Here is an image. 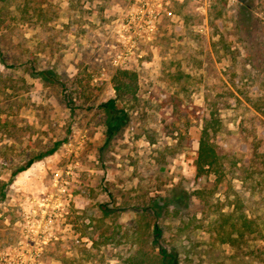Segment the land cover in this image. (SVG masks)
Segmentation results:
<instances>
[{
	"label": "rangeland",
	"instance_id": "rangeland-1",
	"mask_svg": "<svg viewBox=\"0 0 264 264\" xmlns=\"http://www.w3.org/2000/svg\"><path fill=\"white\" fill-rule=\"evenodd\" d=\"M0 47V264H264V179L196 167L214 109L229 163L264 150V0H0Z\"/></svg>",
	"mask_w": 264,
	"mask_h": 264
},
{
	"label": "trees",
	"instance_id": "trees-1",
	"mask_svg": "<svg viewBox=\"0 0 264 264\" xmlns=\"http://www.w3.org/2000/svg\"><path fill=\"white\" fill-rule=\"evenodd\" d=\"M0 62L6 64V59L2 48L0 47ZM49 75V74H48ZM135 73H129L127 70H120L114 77V88L116 90V96L101 104V107L105 110L107 115V131L109 136L115 135L128 121V114L122 108L118 107V99L125 97L127 94H134L137 90V84L134 80ZM220 126V119L215 113V109L211 110L210 114L204 118V125L199 141L198 156L196 158V167L198 172L206 173L213 172L218 176H223L225 173H239L244 182H247L249 177L260 178L257 183L261 184V180L264 179V150H260L261 137L256 132H250L252 134V156L244 159L242 163L238 164L235 161L229 163L228 153L225 151L220 141L216 136ZM61 141L55 142L54 146L47 150L45 153L38 155L36 158H32L26 166H23L19 171L27 169L33 164L35 159H42L46 154L50 155L57 151ZM246 156V155H245ZM234 168L231 169V166ZM229 167V170L227 169ZM253 185V189L257 187ZM249 220L244 218L243 225L249 228ZM235 225V224H234ZM240 228H234L233 231L237 232L234 236L232 232L228 233L229 241L237 240L238 236H244V231ZM236 229V230H235ZM155 236H159L161 233L158 225L154 228ZM233 235V236H232ZM140 236H143L142 233ZM138 253V254H137ZM134 256H130L125 260V264H172L174 259L169 260L168 252L166 249H161L159 254L148 252L146 250H139Z\"/></svg>",
	"mask_w": 264,
	"mask_h": 264
}]
</instances>
